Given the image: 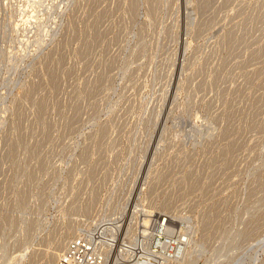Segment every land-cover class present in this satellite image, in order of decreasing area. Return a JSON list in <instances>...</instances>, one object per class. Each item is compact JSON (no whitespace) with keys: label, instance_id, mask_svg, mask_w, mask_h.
I'll return each instance as SVG.
<instances>
[{"label":"rangeland","instance_id":"374dc122","mask_svg":"<svg viewBox=\"0 0 264 264\" xmlns=\"http://www.w3.org/2000/svg\"><path fill=\"white\" fill-rule=\"evenodd\" d=\"M158 216L264 264V0H0V264Z\"/></svg>","mask_w":264,"mask_h":264},{"label":"built area","instance_id":"2783aa9c","mask_svg":"<svg viewBox=\"0 0 264 264\" xmlns=\"http://www.w3.org/2000/svg\"><path fill=\"white\" fill-rule=\"evenodd\" d=\"M104 222L108 221L81 229L67 242L56 264H166L183 259L181 245L188 233L181 237L175 229H167L165 217L158 216L150 226L141 223L132 237L121 235L119 222L118 231Z\"/></svg>","mask_w":264,"mask_h":264},{"label":"bare ground","instance_id":"6f19581e","mask_svg":"<svg viewBox=\"0 0 264 264\" xmlns=\"http://www.w3.org/2000/svg\"><path fill=\"white\" fill-rule=\"evenodd\" d=\"M98 91V90H97ZM86 210V209H85ZM147 212H149V211H147L146 210V213L145 214H149V213H147ZM151 213V212H150ZM145 222L147 223V220H145ZM108 222H104V223H102V224H107ZM110 224L111 223H113V224H111L110 226L111 227H109V229H114L115 231H118V228H119V223L118 222H109ZM169 223V220H167L166 219V222H165V225L167 226V224ZM102 224H100V225H102ZM99 225V226H100ZM77 226V225H76ZM80 226V225H79ZM79 226H77L78 228H81V227H79ZM85 227L83 228V229H85V228H89V226H87V225H84ZM102 226H104V227H107V226H105V225H102ZM73 227V226H72ZM76 227V228H77ZM71 228V227H70ZM67 229V231H65V233H64V235L60 238V240L57 242V244L53 247V249H52V252H51V255H50V257H49V259H48V262H47V264H56V261H57V259L60 257V255H61V252L64 250V248H65V246H66V244H67V241L70 239V238H72V237H74L77 233V231L78 230H80V229H76V228H71V229ZM128 232V231H127ZM131 232V231H130ZM181 234V233H180ZM183 234V233H182ZM182 236H184V234L183 235H181V237ZM184 239H185V241H186V243H184V245H181V247L184 249V254H183V259L185 260V258L188 256V254H189V252H188V248L189 247H187L188 245V243H189V241H188V236H184ZM190 240V239H189ZM192 241V240H191ZM187 252H188V254H187ZM183 260V261H184ZM173 262V264H174V262H176V261H172ZM169 263H171V262H168V263H166V264H169ZM176 264H178L177 262H176Z\"/></svg>","mask_w":264,"mask_h":264}]
</instances>
